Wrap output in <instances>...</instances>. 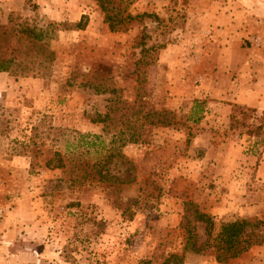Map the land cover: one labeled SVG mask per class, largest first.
Returning <instances> with one entry per match:
<instances>
[{
  "label": "rangeland",
  "instance_id": "rangeland-1",
  "mask_svg": "<svg viewBox=\"0 0 264 264\" xmlns=\"http://www.w3.org/2000/svg\"><path fill=\"white\" fill-rule=\"evenodd\" d=\"M1 60L0 264H264V109L230 101L264 0H0ZM194 209L262 242L185 248Z\"/></svg>",
  "mask_w": 264,
  "mask_h": 264
},
{
  "label": "trees",
  "instance_id": "trees-1",
  "mask_svg": "<svg viewBox=\"0 0 264 264\" xmlns=\"http://www.w3.org/2000/svg\"><path fill=\"white\" fill-rule=\"evenodd\" d=\"M105 20L109 23L110 30H115L117 23L112 20L111 15L106 13ZM76 26L78 28H83L81 22H78ZM7 68H9L8 61L1 60L0 71L7 70ZM230 120L233 125L235 122V115L233 113L231 114ZM262 120L263 123H261L257 129H260L264 124V113ZM112 178L115 179L116 177H109L108 175L101 174L99 180L101 179V181L106 182ZM193 211L194 220L203 224L205 239L198 242L196 237L189 235L186 237L185 248L193 250L194 252L210 249L213 251L215 259L218 262H226L248 250L251 245L262 242L261 239H253V237L247 234L245 231L247 222L245 220L221 222L216 231H214L215 223L209 214L207 215V213L201 212L198 209H194ZM165 263H167V261H165Z\"/></svg>",
  "mask_w": 264,
  "mask_h": 264
},
{
  "label": "crops",
  "instance_id": "crops-1",
  "mask_svg": "<svg viewBox=\"0 0 264 264\" xmlns=\"http://www.w3.org/2000/svg\"><path fill=\"white\" fill-rule=\"evenodd\" d=\"M262 72L252 80L237 76L230 80V101L257 110L264 109V66Z\"/></svg>",
  "mask_w": 264,
  "mask_h": 264
}]
</instances>
